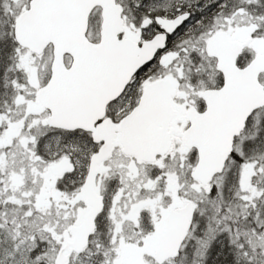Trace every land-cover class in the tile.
I'll list each match as a JSON object with an SVG mask.
<instances>
[{
	"label": "snow or ice",
	"instance_id": "snow-or-ice-1",
	"mask_svg": "<svg viewBox=\"0 0 264 264\" xmlns=\"http://www.w3.org/2000/svg\"><path fill=\"white\" fill-rule=\"evenodd\" d=\"M0 264H264V0H0Z\"/></svg>",
	"mask_w": 264,
	"mask_h": 264
}]
</instances>
